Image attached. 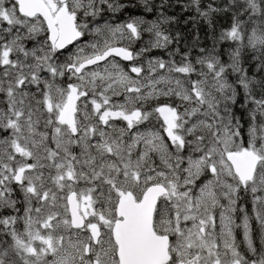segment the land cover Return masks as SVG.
Returning <instances> with one entry per match:
<instances>
[{
  "label": "snow or ice",
  "instance_id": "6c2138e0",
  "mask_svg": "<svg viewBox=\"0 0 264 264\" xmlns=\"http://www.w3.org/2000/svg\"><path fill=\"white\" fill-rule=\"evenodd\" d=\"M0 264H264V0H0Z\"/></svg>",
  "mask_w": 264,
  "mask_h": 264
}]
</instances>
